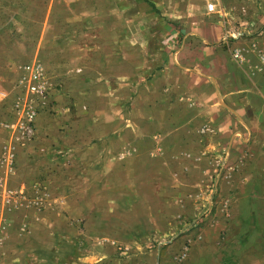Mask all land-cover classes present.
I'll list each match as a JSON object with an SVG mask.
<instances>
[{"label": "crops", "instance_id": "obj_1", "mask_svg": "<svg viewBox=\"0 0 264 264\" xmlns=\"http://www.w3.org/2000/svg\"><path fill=\"white\" fill-rule=\"evenodd\" d=\"M61 2L8 43L34 46L13 68L41 66L58 115L18 139L0 85L2 264H264V12Z\"/></svg>", "mask_w": 264, "mask_h": 264}, {"label": "rangeland", "instance_id": "obj_2", "mask_svg": "<svg viewBox=\"0 0 264 264\" xmlns=\"http://www.w3.org/2000/svg\"><path fill=\"white\" fill-rule=\"evenodd\" d=\"M51 3L56 5H61L63 2L61 0H49ZM231 1V0H230ZM44 3V0H0V85L4 90L10 91L15 87V83L17 77L19 75V71L15 73L16 69L13 68L15 63H19L23 61V58L26 54H28L31 49L33 50V45H24L21 43L16 45H10L9 40L11 37H17V35L23 36L22 27L23 24L28 22L27 20H31L39 14V11L33 12L29 11L28 8H25L26 5H40ZM235 7H239L236 11L237 15L243 18L245 14L247 19L250 16H259V14H263L264 12V0H234L233 3H230ZM233 6V7H234ZM38 10V9H37ZM61 10V9H59ZM63 12H61L62 14ZM244 19V18H243ZM246 19V20H247ZM10 58H16V61H12ZM11 63V64H10ZM55 104V101H54ZM53 104V105H54ZM132 111L131 105L127 109V112L130 113ZM50 116H57L58 111L53 108L48 112ZM38 194V195H37ZM36 199L40 196V192H35ZM19 203V202H18ZM20 204V203H19ZM16 204V205H19ZM32 208L36 210H43L45 208L44 205L37 206L33 203ZM30 241V240H29ZM29 241H23L18 244V240L16 241V246L22 244H29ZM1 246V239H0ZM0 264L1 262V248H0Z\"/></svg>", "mask_w": 264, "mask_h": 264}, {"label": "built area", "instance_id": "obj_3", "mask_svg": "<svg viewBox=\"0 0 264 264\" xmlns=\"http://www.w3.org/2000/svg\"><path fill=\"white\" fill-rule=\"evenodd\" d=\"M205 10L208 13H222V7L216 5L215 0H205ZM236 55V54H234ZM15 86L20 89L12 102L14 113V128L18 139L29 140L35 134V119L40 112L50 111L52 103L50 98L51 84L39 64L25 65L19 72ZM13 148L6 150L2 161L6 163L9 171L14 168ZM7 196H16L17 192L6 190ZM34 204L43 205L42 197L36 198Z\"/></svg>", "mask_w": 264, "mask_h": 264}]
</instances>
